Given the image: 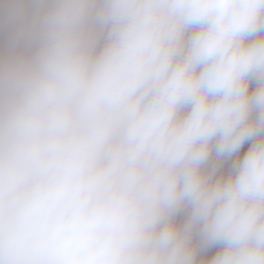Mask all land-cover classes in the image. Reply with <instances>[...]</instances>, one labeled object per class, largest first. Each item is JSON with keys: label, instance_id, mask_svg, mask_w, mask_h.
I'll list each match as a JSON object with an SVG mask.
<instances>
[{"label": "clouds", "instance_id": "obj_1", "mask_svg": "<svg viewBox=\"0 0 264 264\" xmlns=\"http://www.w3.org/2000/svg\"><path fill=\"white\" fill-rule=\"evenodd\" d=\"M0 264H264V0H0Z\"/></svg>", "mask_w": 264, "mask_h": 264}, {"label": "crops", "instance_id": "obj_2", "mask_svg": "<svg viewBox=\"0 0 264 264\" xmlns=\"http://www.w3.org/2000/svg\"><path fill=\"white\" fill-rule=\"evenodd\" d=\"M247 146H248V145L246 144L243 150H246ZM213 251H214V250H213Z\"/></svg>", "mask_w": 264, "mask_h": 264}]
</instances>
